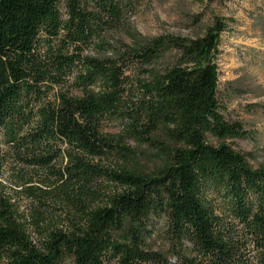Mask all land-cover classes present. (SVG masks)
Masks as SVG:
<instances>
[{"label":"trees","instance_id":"1","mask_svg":"<svg viewBox=\"0 0 264 264\" xmlns=\"http://www.w3.org/2000/svg\"><path fill=\"white\" fill-rule=\"evenodd\" d=\"M131 9L132 0H0V147L54 179L52 191L25 190L30 223L0 193V264H264V166L227 143L250 136L218 101L227 26L148 39L128 26ZM91 46L100 56L85 55ZM109 121L118 134L104 133ZM127 140L165 162L141 172ZM47 201L69 210L65 230ZM155 220L167 254L147 247Z\"/></svg>","mask_w":264,"mask_h":264},{"label":"rangeland","instance_id":"2","mask_svg":"<svg viewBox=\"0 0 264 264\" xmlns=\"http://www.w3.org/2000/svg\"><path fill=\"white\" fill-rule=\"evenodd\" d=\"M127 18L128 26L148 39L163 35L195 39L204 35L214 19L224 22L227 29L220 36L216 61L218 101L223 116L229 121L239 122L250 136L227 143L234 151L250 154L249 161L253 167L264 166V0H132ZM113 37L128 42L124 35ZM100 52L91 46L85 55L98 57ZM59 91L58 88L54 90L55 93ZM62 91L77 94L70 88ZM52 98L51 93L49 99ZM120 128V122L109 121L104 125V133L116 135ZM125 144L135 151L131 164L141 172H153L165 162L154 147H138L130 140ZM94 163L115 169L118 161L101 159L94 160ZM60 165L59 160L55 166ZM53 180L45 172L26 166L8 148L0 147V193L14 205L22 220L30 223L29 215L35 204L25 190L52 191L50 184ZM110 186L111 192L116 191L115 186ZM47 203L53 206L47 210L53 224L65 230L69 225V210L62 205ZM27 229L37 243L38 236L33 227L28 225ZM163 232L164 221L155 220L150 228L151 236L146 241L153 252L167 254Z\"/></svg>","mask_w":264,"mask_h":264}]
</instances>
